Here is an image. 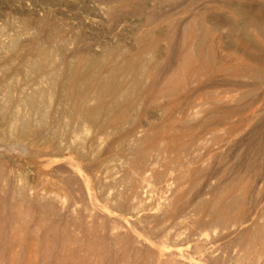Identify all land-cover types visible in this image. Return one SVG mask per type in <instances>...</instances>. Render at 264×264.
<instances>
[{"label": "rangeland", "instance_id": "rangeland-1", "mask_svg": "<svg viewBox=\"0 0 264 264\" xmlns=\"http://www.w3.org/2000/svg\"><path fill=\"white\" fill-rule=\"evenodd\" d=\"M76 1L0 0V35H2L0 36V264H236L234 261L246 253L250 254L247 255L248 260L253 257L258 258L259 255V259L262 261L264 252H261L260 249L259 251L256 248L257 246L254 245V241L256 240L257 242L256 238L258 236L254 234V231L252 233L251 230L253 228L255 230L257 226L264 228V215L261 213L264 202L254 208L252 207L253 209L247 205L246 211H248L246 215L236 221H231L225 228L221 225L220 227L217 226L218 224L215 225L216 222L213 219L214 217H210L211 215L201 214L199 211L197 213L196 209L198 210L201 205L211 209L215 206L214 198L221 192L230 190L231 187L236 188L235 191L240 193V188L243 189L245 186H250L252 189L250 194L252 196L257 194V192H260L262 197L264 196V158L259 157L257 164L259 169L256 171L245 169L244 164L251 161L257 151L264 149V88L261 86V88L254 89V74L250 71L245 73L242 69L243 66H246L245 64L255 67H258V65L247 61L242 52L239 55L236 54L239 53L238 50L228 49L229 52L226 49L229 42V39L226 40L227 26H224L225 24L219 27L215 26L218 18L223 19L224 17V19L229 20L236 18L232 9L237 6L244 9L247 8V10L264 11V0H178L173 5L168 2L169 0H147V7L142 13L134 12L133 8L138 0H132V4L127 10L123 11L124 14H122L121 20L117 24L103 19V15L98 8L116 6V3L120 0ZM150 14L156 17H168L174 23L172 25H174L175 29L171 30L170 27L172 25L169 23L171 21H168L169 24L162 22L155 27L147 26L146 18ZM214 18H216L215 21ZM94 21H97L96 24ZM197 22L199 23L194 25ZM187 23L189 26H187ZM201 24L203 26L198 28L197 26ZM206 26L211 29L208 30ZM204 28L209 32H214L212 28H215L216 31L218 30V33L215 32V36L211 35L212 38L215 37L213 39H217L212 40L210 36L209 39L213 42L210 44L209 41L210 45H208L207 39V43L198 48L195 45L196 38H198L196 36L198 33H200L199 35L203 34ZM150 31L156 34H168L172 31L174 42L180 47L178 55L171 58L167 69L160 73L155 83L148 79V73L145 70L140 71V73L136 72V74L135 72L133 74L127 73L126 75L119 72H122V68L125 67L127 56L133 55L138 50V41L141 36ZM222 32L226 33V39ZM180 33H185L186 37H183L184 34L181 36ZM33 36L35 37L33 38ZM14 43L15 45L18 43L17 49L20 53L25 51L24 53L28 54L33 48H42L50 52V57L47 59L48 64L46 62L45 64L49 65L52 74L49 73L48 67L45 70L48 71L47 76L51 77L52 80H50L54 83L48 84L51 81L45 79L46 75L43 77L47 84L44 83L45 80L42 76L41 78L32 74L28 63L31 59L25 60L26 62L24 60L15 61L13 58L14 53L10 49V46ZM147 44L145 42L144 45L146 46ZM164 44L166 42L161 43V50L165 53L168 46ZM6 49L11 50V52ZM51 51L54 52L52 53ZM125 55L126 57H124ZM227 55L230 59L226 58ZM231 55L232 57L234 56L233 60H231L232 57H229ZM213 58L216 61L214 63L212 62ZM185 62H187V65ZM219 65L222 67V71L215 73L214 77L211 76V66L218 68L220 67ZM230 65L231 69L228 67ZM163 66L165 67L166 63ZM138 73L143 77L139 75L143 79L142 86H137L136 84L135 77L136 75L138 76ZM115 75L120 76L116 80H121V88L123 89L117 95V98L109 99L106 105L101 108L102 110L97 106L96 89H92L88 95L87 101L90 104L87 101L83 102V100L76 102L74 92L80 91L79 93H82L88 85L85 82L86 80L100 77L106 81L110 80L109 77L111 79L114 78ZM87 76L88 79H86ZM139 77L137 78L139 79ZM38 78L39 80H44H40V82L44 83L45 86L40 84ZM210 80L214 81L217 87L199 92L201 96L198 95L199 93L196 94L193 98L195 102L194 110L191 112L193 116L191 113L189 116L195 117L193 119L198 121L208 115L210 111H208L209 106L205 105L206 96L207 93L213 92L217 94V97L211 98V101L216 103L217 112L222 115L230 113L233 116L239 113L238 116L240 118L236 115L231 121V126L235 127L238 125L236 127H239L240 132L238 133L239 130L236 132L237 136L240 137L239 140H237L238 137L235 134L234 137L229 138V142L221 143V149L213 146L214 144L211 142L210 149L205 150V154L203 151L204 156L201 155L200 163L194 167L210 166L211 171H208L207 178L201 176L200 180L186 181L189 183L187 186L186 182L178 183L180 186L178 185L179 188L177 190L175 189L177 187L176 173L170 169H167L168 179L165 177L162 180V186L161 182L160 184L157 182L159 187L155 185L157 183L152 174L145 177L144 179L146 180H141L142 182L144 181V183L140 181L142 185H148L144 187L151 194L149 193V196L148 193L147 195L143 194L146 190L143 187H139L141 185L139 183L140 185L137 186L136 192L132 195V201L134 200L133 197H135L136 201L137 197L140 196L139 194H141L138 191H142L143 201L145 198L146 201L140 207H143V210L148 208L145 211L146 216L148 215L149 217L145 218L143 216L145 212L142 213L141 221H139L140 218L137 221L138 226H136V222L134 223L136 228L131 226L134 227V231L130 235L129 231L128 233L126 232L127 227L123 223L119 222V228V223L117 224L113 219L115 214L113 209L114 195L123 189L117 183L122 174L120 171L123 170L127 159L134 155L133 150L137 149L135 148L136 146L138 147L137 140L144 139L151 132L154 135L146 146L148 148L152 147L150 152L153 151L150 154H152L154 159L157 157L160 164L158 169L160 167L159 170L163 171L164 158L169 160L172 156L171 153L164 152V148L171 144L172 137L176 131L175 128L180 127L179 121H181L172 120L167 122L165 113L161 110L167 104L168 98L160 96L159 100L150 101L148 100L149 97H147L139 101L137 93L140 91L137 89L152 85L155 94L174 89L171 99L172 101H177L186 94H191L190 90L193 91L199 83L202 85L207 84ZM35 83L36 85L39 84L37 89ZM65 84H70V89ZM42 86L43 89L45 88L44 91L46 90V95L40 88ZM39 89L43 95L41 97L40 94L35 96V93H40ZM64 89L68 90L64 91ZM36 90L38 91L36 92ZM250 90H253V93ZM28 94H30V97L33 94L34 97L39 99V103L42 100V104H39L41 105L39 106L40 112L39 109L30 111L26 108L23 102L29 97ZM9 98L12 101L7 104ZM235 98L238 99L235 100ZM217 99L222 102H218ZM128 100H138L136 101L137 107L134 109L135 111H130L127 120L124 122L128 124L125 126L124 123H118L113 128H108L110 127V120L123 113ZM82 102L85 105L82 106ZM257 108L260 110H257ZM253 109L255 110L253 111ZM86 111L91 114V118L88 121L86 120L87 122L84 121V117L82 120L80 119ZM176 116L178 119L183 117L179 113ZM132 119L133 121L138 120L140 124L138 126L141 128H137V133L131 134V136L127 133L132 129L130 125ZM241 120L244 121V124ZM197 121H194V124ZM107 124L109 126H106ZM229 129V125L220 127L219 132L221 133H219V137L222 136L220 141H222V138L224 139L223 142L228 140L226 130ZM253 132L259 133L263 138H259V135L252 136ZM164 133L168 134L166 138L163 136ZM135 135H138V139ZM125 136H130L131 139ZM252 142H254V146L248 148L247 145ZM118 144L121 146L119 147ZM157 146H160L159 149H162L163 152L160 150L159 154H155L156 149L158 150ZM160 153H162V158H160ZM161 159L162 161H160ZM240 163L243 165L241 166ZM224 168L225 171L227 170L226 173L222 172ZM237 178L239 179L237 180ZM163 181L165 182L163 183ZM169 182L172 184H169ZM163 184L165 185L163 186ZM260 184L262 188H258ZM174 185L175 188H172ZM150 186H152L154 191L151 190ZM155 186L157 189H155ZM168 187L171 189L169 190ZM135 194H138V196ZM141 197H138L139 201H141ZM139 201H136V203L140 204L141 202ZM170 203L174 205L179 203L177 210H179L178 214L180 217L176 220L178 222H175V225L172 224V231L179 235L177 237L179 242L174 245V239L164 240L162 245L157 240L153 242L154 245H148L149 243H146L145 236H143L146 231L144 227L147 224H153L162 208L164 209ZM257 211L259 212L257 213ZM200 219L202 221L206 220L204 221L206 225L204 222V224L198 223ZM257 219L258 222L256 223ZM212 220L214 221L212 222ZM139 223H142V225ZM208 223H211V225H207ZM114 224H117L118 227ZM116 227L119 229L117 230ZM246 229H251L247 230V234L251 231L248 236ZM117 231L121 232L118 233ZM124 231L129 235H124ZM139 231L141 234H139ZM118 234L123 238H120ZM249 235L250 238H248ZM124 238H128L127 241ZM252 245L255 246L259 253L255 248L253 249ZM260 260V264H264V260L263 262ZM241 264H251V262L249 260Z\"/></svg>", "mask_w": 264, "mask_h": 264}, {"label": "bare ground", "instance_id": "bare-ground-1", "mask_svg": "<svg viewBox=\"0 0 264 264\" xmlns=\"http://www.w3.org/2000/svg\"><path fill=\"white\" fill-rule=\"evenodd\" d=\"M74 1H76V0H74ZM160 1V0H159ZM165 1V0H164ZM178 0H169L168 2H170L172 5L174 4V3H176ZM230 1V0H229ZM258 1V0H257ZM77 2V1H76ZM118 2V1H117ZM189 2V1H188ZM117 5L116 6H113V5H111V6H104L105 8H102L101 6V8H98V9H100L99 11H100V13L103 15V19H106V20H108V22H111V23H114V24H117L118 23V21L119 20H121L120 19V17L122 16V14H124L123 13V11H125V10H127L128 8H129V6H130V4H132V0H120L118 3H116ZM169 4V3H168ZM147 5V0H138L137 1V3L135 4V6H134V8H133V10H134V12H137V13H142L144 10H145V8L147 7L146 6ZM98 6V5H97ZM159 6V5H158ZM190 6V5H189ZM192 6V5H191ZM188 9V8H187ZM182 10V9H181ZM233 11H234V13H235V15H236V18H234V19H224V17H223V19L222 18H218L217 19V25H215V26H222V24H225L224 26H227V28H228V32H226L225 34L227 35V39H226V36H225V34L223 33V35L225 36V39L226 40H228L229 39V42H228V46H227V50L228 49H230V50H233V49H235V50H238L239 51V53H236V54H241L240 52H242V54H243V56L244 57H246V59H247V61H249V62H252V64H254V63H256L257 65H258V67H255V66H252V65H250V64H245L246 66L244 67L243 66V71L246 73L247 71H250V72H252L253 74H254V79H253V81H254V89L255 88H261V86H262V88H264V11H262V10H247V8L246 9H244V8H242V7H234V9H232ZM189 11V10H188ZM191 11H193V10H191ZM217 11V10H216ZM130 12V11H129ZM211 13H213V12H211ZM232 14V13H231ZM230 14V15H231ZM135 15V14H134ZM166 16V15H165ZM200 17H203V16H200ZM221 17V16H220ZM227 17V16H226ZM168 17H164V16H161V17H156V16H154V15H152V14H150L147 18H146V20H147V26H153V27H155V26H158V25H160L162 22L164 23V22H167L168 23V21H171V20H169V18L167 19ZM233 18V17H232ZM202 19V18H201ZM212 19V18H211ZM215 19L216 18H214V21H215ZM44 20H45V18H44ZM48 20V19H47ZM166 20V21H165ZM196 20V19H195ZM200 20V19H199ZM197 21V20H196ZM95 22V21H94ZM97 22V21H96ZM96 22H95V24H96ZM184 22V21H183ZM191 22V21H190ZM194 22V21H193ZM202 22H204V21H202ZM215 22V23H216ZM169 23H171V25H172V21L171 22H169ZM168 23V24H169ZM199 22H197L196 24L194 23V25H197ZM210 23V22H209ZM94 24V23H93ZM174 24V23H173ZM193 24V23H192ZM187 26H189L188 25V23H187ZM203 26V24H201V25H198L197 27L198 28H201ZM204 26H205V24H204ZM43 27V26H42ZM207 27V26H206ZM218 27H216V28H218ZM171 30H174L175 29V27H174V25H172L171 27ZM197 28V29H198ZM25 29V28H24ZM153 29V28H152ZM207 29L209 30V29H211V28H208L207 27ZM213 29V31L214 32H209L208 30L206 31V28H204L203 29V31H204V33L203 34H201V35H199L200 33H198L197 34V36L196 37H198V38H196V46L199 48V47H202V45H204L205 43H207L206 41H207V39H208V45H210L212 42H211V40L209 39V37L212 35V36H215L214 34H215V32L216 33H218V30L216 31V29L215 28H212ZM218 29H220V28H218ZM186 30V29H185ZM200 30V29H199ZM198 30V31H199ZM202 30V29H201ZM29 31V30H28ZM39 31V30H38ZM202 31V32H203ZM221 31V30H220ZM30 32V31H29ZM187 32H188V29H187ZM18 33V32H17ZM19 33H21V32H19ZM41 33V32H40ZM162 33V32H161ZM186 33V32H185ZM185 33H182V34H184V36L183 37H186V34ZM196 33V32H195ZM194 33V34H195ZM22 34H24L23 32H22ZM31 34V33H30ZM37 34H39V33H37ZM139 34V33H138ZM182 34L180 33V35L182 36ZM4 35V34H3ZM5 35H6V33H5ZM13 35V34H12ZM48 35V34H47ZM188 35V34H187ZM199 35V36H198ZM222 35V36H223ZM0 36H2V35H0ZM193 36V35H192ZM212 36L210 37L212 40H216V39H213V38H215V37H213L212 38ZM221 36V35H220ZM219 36V37H220ZM223 36V37H224ZM5 37V36H4ZM28 37H30V36H28ZM35 36H33V38H34ZM180 37V36H179ZM183 37H181V38H183ZM56 38V37H55ZM59 38V37H58ZM57 38V39H58ZM3 39V38H2ZM26 39H27V37H26ZM51 39H54V38H51ZM177 39H179V38H177ZM195 39V38H194ZM223 39V38H222ZM12 40V39H11ZM15 40V39H14ZM18 40V39H17ZM55 40V39H54ZM60 40V39H59ZM176 40V39H175ZM180 40V39H179ZM185 40H186V38H185ZM50 41V40H49ZM177 41V40H176ZM188 41V40H187ZM194 41V40H193ZM209 41H210V44H209ZM16 42V41H15ZM38 42H39V40H38ZM139 42V48H138V50L136 51V53H134L133 55L131 54L130 56H127V62H126V65H125V67H123L122 68V72L121 71H119L120 73H123V75H126L127 73L128 74H130V73H134L135 72V74H136V72H139L140 73V71H143V70H145V71H147V76H148V79L149 80H152V82L153 83H155V81H156V79H158V77H159V75H160V73L162 72V71H164L165 69H167V65L169 64V62H170V60H171V58H174L176 55H178V53H179V50H180V47H179V45L176 43V42H174V39H173V32L171 31L170 33H168V34H160V33H158V34H156V33H154V32H147V33H145V34H143L142 36H141V38H140V40L138 41ZM145 42H147L148 44L145 46L144 44H145ZM162 42H166V44H167V50H166V52L164 53L162 50H161V43ZM214 42H216V41H214ZM2 43V42H1ZM12 43V42H11ZM57 43V42H56ZM194 43V42H193ZM219 43H220V41H219ZM17 44L18 43H16V45H15V43L14 44H12L10 47H8V48H10L11 50H12V52L14 53V56H13V58H14V60L16 61V60H30L28 63L30 64V69H31V72H32V74H34V75H36V76H44V75H46L47 76V74H48V71H46L45 69H47V67H48V69L50 68L49 67V65H47L48 64V61H47V59H48V57H50L49 55H50V52H48V51H46V50H43L42 48H33V49H31L30 50V52H28V54L26 53H20L19 52V50L17 49ZM45 44V43H44ZM53 44V43H52ZM166 44H164V45H166ZM181 44H182V41H181ZM191 44H192V42H191ZM183 45V44H182ZM193 46H195L194 44H192ZM213 45V44H212ZM217 45V44H216ZM3 46V45H2ZM20 46V45H19ZM31 46V45H30ZM38 46V45H37ZM46 46V45H45ZM44 46V47H45ZM53 46V45H52ZM192 46V47H193ZM225 46H226V44H225ZM26 47V46H25ZM36 47V46H35ZM43 47V46H42ZM183 47V46H182ZM216 47V46H215ZM21 48H23L22 46H21ZM28 48V47H27ZM52 48H54V47H52ZM58 48V47H57ZM193 48H195V47H193ZM197 49V48H196ZM195 49V50H196ZM213 49V48H212ZM5 50V49H4ZM7 50V49H6ZM11 50H7V51H10L11 52ZM54 50V49H53ZM1 51H3V50H1ZM22 51V50H21ZM115 51V50H114ZM215 51V50H214ZM229 51V50H228ZM234 51V50H233ZM52 52V51H51ZM54 52V51H53ZM52 52V53H53ZM230 52V51H229ZM8 53V52H7ZM51 53V54H52ZM114 53V52H113ZM112 53V54H113ZM215 53V52H214ZM233 53V52H232ZM3 54V53H2ZM1 54V55H2ZM55 54V53H54ZM194 54V53H193ZM227 54V53H226ZM4 55V54H3ZM198 55H199V53H198ZM229 55H230V53H229ZM112 56V55H111ZM193 56V55H192ZM213 56V55H212ZM4 57V56H3ZM124 57H126V55L124 56ZM211 57V56H210ZM225 57V56H224ZM229 57H232V55L231 56H229ZM234 57V56H233ZM233 57L231 58V60H233ZM12 58V57H11ZM196 58V57H195ZM227 59H230V58H228V55H227V57H226ZM225 58V59H226ZM246 59H244V60H246ZM12 61H13V59H11ZM159 60H161V61H159ZM198 60V59H197ZM235 60V59H234ZM10 61V60H9ZM25 61V62H26ZM61 61V60H60ZM182 61V60H181ZM190 61V60H189ZM11 62V61H10ZM45 62L47 63V64H45ZM171 62H173V61H171ZM212 62L214 63V62H216L215 61V58H213L212 59ZM231 62V61H230ZM55 63V62H54ZM164 63H166V66L164 67L163 66V64ZM187 62H185V64H186ZM225 63V62H224ZM15 64V63H14ZM50 64H51V62H50ZM144 64H145V66H144ZM182 64V63H181ZM217 64V63H216ZM28 65V64H27ZM52 65V64H51ZM55 65V64H54ZM187 65V64H186ZM203 65V64H202ZM221 65V64H220ZM219 65V66H220ZM233 65V64H232ZM241 65H243V63H241ZM248 65V66H247ZM255 65V64H254ZM121 66V65H120ZM213 66H214V64H213ZM213 66H211L212 67V70H211V72H210V75L211 76H213L214 77V74L215 73H217L218 71H222V67L220 66V67H213ZM4 67V66H3ZM2 67V68H3ZM26 67V66H25ZM119 67V66H118ZM179 67V66H178ZM228 67H230V69H231V65L230 66H228ZM55 68V67H54ZM53 68V69H54ZM203 68V67H202ZM4 69V68H3ZM29 69V68H28ZM209 69H211V68H209ZM236 69V68H235ZM50 70V74H52L51 73V69H49ZM59 70V69H58ZM223 70H224V67H223ZM46 71V72H45ZM59 71H61V70H59ZM203 71H205L204 69H203ZM28 72H30V71H28ZM52 72H53V70H52ZM55 72V71H54ZM93 72V71H92ZM118 72V73H119ZM226 72H227V70H226ZM243 72V73H244ZM58 73V72H57ZM138 73V76L136 75V84H137V86L139 85V86H142V75H140ZM142 73V72H141ZM224 73H225V71H224ZM49 74V75H50ZM59 74V73H58ZM77 74V73H76ZM94 74V73H93ZM93 74H92V76H93ZM178 74V73H177ZM199 74V73H198ZM82 75V74H81ZM117 75V74H116ZM115 75V76H116ZM139 75L142 77H139ZM208 75V74H207ZM35 76V77H36ZM45 76V79H48L49 81H51L52 79H51V77L49 78L48 76L46 77ZM53 76V75H52ZM94 76H95V74H94ZM115 76H114V78H112L111 79V77H109L110 78V80L108 81V80H102L100 77H98V78H92L91 80L89 79V80H86L85 81V79H84V81L85 82H87L88 83V85H87V88L86 89H84L83 90V92L82 93H79V92H74V98H75V100H76V102H79V101H82L83 100V102L85 101H87V99H88V95H89V93L92 91V89H96V93H97V101H98V108L99 109H101L103 106H105L106 105V103H107V101L109 100V99H112V98H117V95L122 91V89L123 88H121L122 87V83H120L121 82V80L120 81H117L116 79H118L117 77H120L119 75L118 76H116V78H115ZM243 76H245V75H243ZM41 77V78H42ZM54 77H55V75H54ZM96 77V76H95ZM122 77V76H121ZM129 77V76H128ZM133 77V78H134ZM137 77H139V79L137 78ZM172 77H173V75H172ZM179 77V76H178ZM134 78V79H135ZM171 78V77H170ZM180 78V77H179ZM243 79H244V77H242ZM36 79V78H35ZM43 79H44V77H43ZM43 79H40V80H42V81H44ZM51 79V80H50ZM86 79H88V76H87V78ZM120 79V78H119ZM240 79V78H239ZM40 80H39V78H38V81L40 82ZM68 80V79H67ZM70 80V79H69ZM169 80V79H168ZM37 81V82H38ZM53 81H54V79H53ZM56 81H58V80H56ZM135 81V80H134ZM182 81V80H181ZM36 82V83H37ZM38 82V83H39ZM67 82H69V81H67ZM146 82V81H145ZM168 82V81H167ZM31 83V82H30ZM36 83H35V85H36ZM44 83H46L47 84V81L45 80V82ZM43 83V84H44ZM50 83H54V82H49L48 84H50ZM63 83H65V82H63ZM70 83V82H69ZM40 84L41 85H43L42 84V82H40ZM70 84H72V83H70ZM69 84V85H70ZM183 84V83H182ZM39 84H37L35 87H36V89H37V86H38ZM52 85V84H51ZM50 85V86H51ZM54 85V84H53ZM69 85H67V84H65V86H69ZM76 85V84H75ZM81 85V84H80ZM192 85V84H191ZM44 86H45V84H44ZM55 86V85H54ZM71 86V85H70ZM70 86L68 87L69 89H70ZM73 86V85H72ZM78 86V85H77ZM124 86V85H123ZM134 86V85H133ZM250 86V85H249ZM48 87V86H47ZM46 87V88H47ZM66 87V88H67ZM185 87V86H184ZM217 86H216V83L214 82V81H211L210 80V82L209 83H207V84H200L199 83V85L197 86V87H195V89L193 90V91H191L190 90V92H191V94L190 93H188V94H186L184 97H182V99H179V100H177V101H172V96H173V93H174V89L173 90H169V91H166V92H164V93H161V92H159V93H156L155 94V91L153 90V87H152V85L150 86V87H145V88H142V89H137V90H139L140 92H136L137 94H138V100L140 101L142 98L144 99V98H147V97H149L148 98V100H150V101H157V99L159 100V98H160V96H165L166 98H168V102H167V104L166 105H164L163 106V109L161 110V111H163L164 113H165V117H166V120H167V122H169V121H172V120H181V121H179V124H180V127L178 126V127H176L175 128V133H174V135H173V137H172V141H171V144L168 146V147H165L164 148V152L165 151H167V152H169V153H171V158L168 160V158H164V163H163V166H164V170L163 171H160L159 169H160V167H159V169H158V166H160V164H159V162H158V160H157V157H156V159H154L153 157H152V154H150L151 152H150V149L152 148H148L147 146H146V144H148V143H150V139H151V137L154 135V133L153 132H151V133H148L147 134V136H145V138L144 139H141V140H139L138 139V135L140 134H138V135H135V137L137 136V142L136 143H138V147L136 146L135 148H137L136 150H133V152H134V155L131 157V158H128L127 159V161L125 162V165L123 166V170L122 171H120L121 173V177H120V179H118L119 181H117V183H118V186H120V187H122L121 189L122 190H119L117 193H115V195H114V206H113V209L115 210L114 212H115V214L113 215V219H114V221H116L117 222V224L120 222V223H123L126 227H127V230H126V232L128 233V231H129V233H130V235L133 233V229H134V227H135V225H134V223L136 222V226H138L137 225V221H138V219L141 217V215H142V213H144L145 212V215H143L145 218L148 216H146V211L145 210H147V209H145V210H143L141 207H140V205H142V203H144L146 200V198L144 199V201H143V194H146L147 195V193H148V196H149V193L150 192H147V188H145V187H147L148 185H142L141 183H140V181L141 180H146V179H144L145 177H148V175L149 176H151V174L154 176V179H155V181H156V183L157 182H159V184H160V182H161V186H162V180H164V178L166 177V179H168L167 178V175H168V172H167V169H170V170H172V172H174V173H176V181H177V187L175 188V185H174V187H172V188H175L176 190H177V188H179V184L178 183H180V184H182V183H184V182H193V181H195V180H197V179H201V176H203V177H206V176H208L207 174H208V171H211V168H210V166H200L199 168L197 167H194V166H196L197 164H199L200 163V158H201V155H203V151H204V154H205V150L207 151V150H209L210 148V145H212L211 144V142L214 144L213 146H216L218 149H221L222 148V146H221V143H227V142H229V138H232V137H234L235 136V134H236V132L239 130V127H236V126H238V125H236L235 127H233V126H231L232 125V119L234 118V117H236V115L238 116V114H236L235 116H233L232 114H230V113H228V114H220L219 112H217V106H216V103L215 102H213V101H211V98H215V97H217V94H215V93H207V96H206V102H205V105H207V106H209V110L208 111H210V113L208 114V115H206V116H204L201 120H198L197 121V119H193V118H195V117H191V116H189L190 115V113L191 112H193V106H194V104H195V102H194V100H193V98L196 96V94H198L199 92H202L203 90H208V89H214V88H216ZM42 90H43V92H44V94L46 95V90L44 91V89H43V86L42 87H40ZM64 88V87H63ZM74 88V87H73ZM72 88V89H73ZM79 88V87H78ZM31 89V88H30ZM29 89V90H30ZM33 89V88H32ZM35 89V88H34ZM49 89H50V87H49ZM61 89V88H60ZM75 89H76V87H75ZM80 89V88H79ZM81 89H82V87H81ZM126 89V88H125ZM172 89V88H171ZM182 89V88H181ZM245 89V88H244ZM40 90V89H39ZM65 90H68V89H64V91ZM185 90V89H184ZM32 91H34V90H32ZM38 90H36V92H37ZM72 91V90H71ZM70 91V92H71ZM210 91H213V90H210ZM251 91V90H250ZM253 91V90H252ZM251 91V92H252ZM95 92V91H94ZM176 92V91H175ZM182 92V91H181ZM246 92V91H245ZM34 93H35V91H34ZM65 93V92H64ZM78 93V94H77ZM95 93V94H96ZM248 93V92H247ZM250 93V92H249ZM253 93V92H252ZM36 94V95H35ZM34 95L35 96H38L39 94H40V97H41V95H42V93H41V90H40V93L38 92V93H35ZM132 94V93H131ZM134 94V93H133ZM155 94V95H154ZM159 94V95H158ZM44 95V96H45ZM198 95H200L201 96V94L199 93ZM197 95V96H198ZM222 95V94H221ZM27 96V95H26ZM28 96L29 97H27L26 99H25V101L23 102L24 103V105L26 106V108H28L30 111L32 110V111H36V110H38L39 109V112H40V108H39V106H41V105H39L40 103L42 104V100H40V103H39V99H37L36 97H34L33 96V94L31 95V97H30V94H28ZM43 96V95H42ZM120 96H121V94H120ZM244 96V95H243ZM255 96V95H254ZM39 97V98H40ZM175 97V96H174ZM205 97V96H204ZM11 98V97H10ZM8 99L9 100V102H7V104L8 103H10L12 100L11 99ZM72 98V97H71ZM120 98V97H119ZM240 98H242V99H245L244 97H240ZM248 98V97H247ZM44 99V98H43ZM238 99V98H237ZM236 98H235V100H237ZM241 99V100H242ZM71 100V99H70ZM74 100V101H75ZM90 100V99H89ZM138 100H133V101H131V100H128V102H127V104L125 105V107H124V110H123V113L120 115V116H117V117H115L114 119H111L110 120V122H109V125H110V127H108V128H113L114 126H116L118 123H124L126 120H127V117H128V113L130 112V111H132V110H134L136 107H137V102L136 101H138ZM240 100V99H239ZM264 100V99H263ZM115 101V100H114ZM217 101H218V99H217ZM221 101V100H220ZM220 101H218V102H220ZM227 101V100H226ZM82 102V103H83ZM88 102V101H87ZM159 102V101H158ZM162 102V101H161ZM222 102V101H221ZM236 102V101H235ZM239 102V101H238ZM89 103V102H88ZM78 104H80V103H78ZM90 104V103H89ZM242 104V103H241ZM76 105V104H75ZM83 105H85L84 103L82 104V106ZM87 106H88V104H86ZM142 105V104H141ZM153 105V104H152ZM236 105V104H235ZM90 106V105H89ZM251 106V105H250ZM252 107V106H251ZM83 108V107H82ZM197 108V107H196ZM256 108V107H255ZM138 109V108H137ZM221 109V108H220ZM250 109V108H249ZM43 110V109H42ZM84 110H86V109H84ZM102 110V109H101ZM106 110V109H105ZM104 110V111H105ZM114 110V109H113ZM255 109H253V111H254ZM257 110H260V109H258L257 108ZM256 110V111H257ZM44 111V110H43ZM83 111V110H82ZM135 111V110H134ZM156 111V110H155ZM32 113V112H31ZM70 113V112H69ZM72 113V112H71ZM74 113V112H73ZM83 113V112H82ZM81 113V114H82ZM121 113V112H120ZM133 113V112H132ZM153 113V112H152ZM180 114V116H183L182 117V119H178V118H176L177 116H176V114ZM194 113H195V111H194ZM254 114H255V112H253ZM261 113V112H260ZM133 114H135V113H133ZM195 114H197V113H195ZM249 114V113H248ZM109 115H111V114H109ZM158 115H159V113H158ZM191 115L193 116V114L191 113ZM73 116V115H72ZM179 116V115H178ZM197 116V115H196ZM44 117V116H43ZM84 117V121H88V119H90L91 118V114H90V112L89 111H86V112H84V115L83 116H81L80 117V119L82 120V118ZM239 118H240V116H238ZM249 117V116H248ZM45 118V117H44ZM43 118V119H44ZM181 118V117H180ZM197 118H199L198 116H197ZM201 118V117H200ZM43 119H42V121H43ZM158 119V118H157ZM245 119V118H244ZM106 120V119H105ZM130 120V119H129ZM128 120V121H129ZM243 120V119H242ZM241 120V121H242ZM248 120V119H247ZM246 120V121H247ZM258 120V119H257ZM84 121H81V122H84ZM86 121V122H87ZM127 121V122H128ZM132 122L130 123V125L132 126V129H131V131H129V133H127L128 135H131V134H136L137 132H136V130H137V128L138 129H140L141 127L140 126H138V125H140L139 124V121L138 120H134L133 121V119L131 120ZM144 121V120H143ZM194 121H197L195 124H194ZM254 121V120H253ZM234 122V121H233ZM243 122V124H244V121H242ZM263 122V121H262ZM264 123V122H263ZM125 124V123H124ZM128 124V123H127ZM127 124H125V126L127 125ZM177 124V123H176ZM234 124H235V122H234ZM233 124V125H234ZM256 124V123H255ZM77 125H78V123H77ZM82 125V124H81ZM108 124L106 125V126H109ZM181 125H182V127H181ZM224 125L227 127V125H229V130H226V132H227V139L228 140H225L226 142H223L224 141V139L222 138V141H220V138L222 137H219L220 135H219V133H221V132H219V129H220V127L222 128V127H224ZM242 125V124H241ZM80 126V125H79ZM121 126V125H120ZM77 127V126H76ZM250 127V126H249ZM80 129V128H79ZM130 129H128V130H130ZM165 129V128H164ZM114 130H116V129H114ZM242 130V129H241ZM68 131V130H67ZM138 131V130H137ZM223 131V130H222ZM73 132V131H72ZM144 132V131H143ZM172 132V131H171ZM170 132V133H171ZM240 132V130L238 131V133ZM257 132V131H256ZM256 132H253L252 133V136H257V135H259V133L257 134ZM76 133H77V131H76ZM120 133V132H119ZM264 133V132H263ZM225 134V133H224ZM244 134V133H243ZM262 134V133H261ZM168 135V134H167ZM167 135H166V133H164L163 134V136L166 138L167 137ZM225 135V136H226ZM132 136V135H131ZM236 136H237V134H236ZM241 136V135H240ZM125 137H127V136H125ZM129 137V139H131V137L130 136H128ZM127 137V138H128ZM134 137V136H133ZM238 137V136H237ZM246 137V136H245ZM263 138L262 136H260L259 135V138ZM67 138V137H66ZM126 138V139H127ZM239 138L240 137H238V139L237 140H239ZM249 138V137H248ZM98 139V138H97ZM179 140V141H173V140ZM96 140V139H95ZM136 140V139H135ZM167 140V139H166ZM236 140V139H235ZM130 141V140H129ZM132 141V140H131ZM250 141V140H249ZM64 142V141H63ZM70 142V141H69ZM134 142V141H133ZM168 142V141H167ZM170 142V141H169ZM178 142V143H177ZM248 142V141H247ZM128 143V142H127ZM160 143V142H159ZM231 143V142H230ZM232 143H233V141H232ZM253 143L254 142H252V143H249L247 146H248V148H251V147H253L254 145H253ZM165 144V143H164ZM169 144V143H168ZM234 144V143H233ZM71 145V144H70ZM69 145V146H70ZM81 146H82V144H80ZM119 145V144H118ZM117 145V146H118ZM161 145V144H160ZM222 145H224V144H222ZM72 146V145H71ZM121 145H119V147H120ZM128 146V145H127ZM130 146V145H129ZM134 146V145H133ZM149 146V145H148ZM227 146V145H226ZM80 147V146H79ZM158 147V150L156 149V152H155V154L156 153H158L159 154V152H161L162 151V149H159L160 148V146H157ZM229 147V146H228ZM227 147V148H228ZM231 147H232V145H231ZM242 148H243V146H241ZM67 148H70V147H67ZM134 148V147H133ZM161 148H163V147H161ZM77 149H78V147H77ZM111 149V148H110ZM109 149V150H110ZM212 149V148H211ZM215 149V148H214ZM226 149V148H225ZM112 150V149H111ZM119 150V149H118ZM161 150V151H160ZM213 150V149H212ZM242 150V149H241ZM65 151H66V149H65ZM114 151V150H113ZM158 151V152H157ZM217 151V150H216ZM125 152V151H124ZM127 152V151H126ZM163 152V151H162ZM208 152H210V151H208ZM237 152V151H236ZM243 152V151H242ZM216 153V152H215ZM246 153V152H245ZM255 153H256V151H255ZM73 154V153H72ZM166 154V153H165ZM165 154H163L164 156H165ZM228 154V153H227ZM160 158H162L163 156H162V153H160ZM222 155V154H221ZM112 156V155H111ZM156 156H158V155H156ZM204 156V155H203ZM202 156V157H203ZM215 156V155H214ZM155 157V156H154ZM234 157V156H233ZM237 157V156H236ZM243 157V156H242ZM250 157V156H249ZM259 157H262V158H264V149L262 148V149H260L259 151H257V153L255 154V157L253 158V159H251V161H249V162H246V163H244L245 164V169H247V170H253V171H256V170H258L259 168H258V166H257V164H258V160L260 159ZM66 158V157H65ZM117 158V157H116ZM158 158H159V156H158ZM159 158V159H160ZM217 158V157H216ZM219 158V157H218ZM217 158V159H218ZM113 159V158H112ZM220 159V158H219ZM250 159V158H249ZM119 160V159H118ZM208 160V159H207ZM224 160V159H223ZM232 160V159H231ZM116 161V160H115ZM114 161V162H115ZM160 161H162V159L160 160ZM213 161V160H212ZM113 162V161H112ZM239 162V161H238ZM122 163V162H121ZM161 163V162H160ZM209 163V162H208ZM214 163V162H213ZM233 163H234V161H233ZM243 163V162H242ZM242 163H240L241 164V166L243 165ZM239 164V163H238ZM205 165V164H204ZM224 165V164H223ZM260 165V164H259ZM237 166V165H236ZM237 168V167H236ZM115 171V170H114ZM217 171V170H216ZM227 171V170H226ZM226 171H225V168H224V170L222 171L223 173H226ZM221 172V173H222ZM242 172V171H241ZM173 174V173H172ZM147 175V176H146ZM174 175V174H173ZM263 176V175H262ZM210 177V176H209ZM152 178V177H151ZM207 178V177H206ZM199 179V180H200ZM213 179V178H212ZM239 178H237V180H238ZM248 179V178H247ZM174 180V179H173ZM172 180V181H173ZM198 180V181H199ZM153 181V180H152ZM171 181V182H172ZM202 181H203V179H202ZM262 181V180H261ZM261 181H260V183H261ZM78 182V181H77ZM142 182V181H141ZM165 181H163V183H164ZM166 182H167V180H166ZM171 182H169V184L171 183ZM186 182V183H187ZM201 182V181H200ZM263 182V181H262ZM141 185H140V184ZM142 183H144V181L142 182ZM148 183V182H147ZM173 184H174V182H172ZM171 183V184H172ZM185 183V184H186ZM202 183V182H201ZM210 183V182H209ZM259 183V182H258ZM158 183L157 184H155L156 186H158L159 185ZM194 184V183H193ZM262 184V183H261ZM260 184V186L258 187V188H262L261 186L263 185H261ZM117 185V184H116ZM140 185V186H139ZM165 184H163V186H164ZM179 185V186H178ZM187 185H189V183H187L186 184V186ZM201 185V184H200ZM203 185H204V183H203ZM81 186V185H80ZM137 186H139V187H143V188H145V192H143V194H142V191H140L139 189H137V190H139L138 192L140 193L141 192V194H139L140 196H138V194H135V195H137L138 197H141L142 199H141V201H139V199H138V197H137V199H136V201H139V202H141L140 204H138V203H136V201H135V197H133V201H132V195L134 194V192H136L135 190H136V188H137ZM145 186V187H144ZM152 186H153V184H152ZM152 186H150L151 187V190L152 191H154L153 189H152ZM156 186H155V189H157L156 188ZM160 186V187H161ZM169 186V185H168ZM172 186V185H171ZM192 186H194V185H192ZM233 186V185H232ZM107 187V186H106ZM159 187V186H158ZM185 187V186H184ZM195 187H196V185H195ZM242 187V186H241ZM108 188H110L109 186H108ZM154 188V187H153ZM162 188H165V187H162ZM169 188V187H168ZM198 188V187H197ZM225 188V187H224ZM257 188V187H256ZM255 188V189H256ZM77 189V188H76ZM112 189V188H111ZM119 189V188H118ZM171 188H169V190H170ZM181 190H182V186H181ZM185 190V189H184ZM192 190V189H191ZM223 190V189H222ZM236 190V188L234 189V187H231V189L230 190H227V191H223V192H221L220 194H218L217 196H216V198H214V201H215V206H213L211 209H207V207L205 206V205H201V206H199L198 207V210L196 209V212L197 211H199V212H201V214L203 213V214H205V215H211L210 217H214L213 219L215 220V222H216V224L215 225H217V226H219L220 227V225L222 226V227H226L231 221H236L237 219H239L240 217H242L243 215H246V213H247V211H246V207H247V205H249V207L250 208H254L255 206H258L261 202H264V196L262 197L261 196V193L260 192H257V194H254L253 196H252V194H250V190H252L251 188H250V186L249 187H247V186H245V188H240V193H238V192H236L235 191ZM238 190V189H237ZM261 190V189H260ZM194 191V190H193ZM137 192V193H138ZM158 192V191H157ZM191 192V191H190ZM171 193V192H170ZM173 193H174V191H173ZM151 194V193H150ZM193 194V193H192ZM134 195V196H135ZM158 195V194H157ZM179 195V194H178ZM78 196V195H77ZM151 197V196H150ZM214 197V196H213ZM168 198V197H167ZM30 199V198H29ZM28 199V200H29ZM86 199V198H85ZM210 199V198H209ZM39 200V199H38ZM158 200V199H157ZM179 200H180V198H179ZM199 200V199H198ZM35 201H37V200H35ZM53 201V200H52ZM113 201V200H112ZM111 201V202H112ZM41 202V201H40ZM151 202V201H150ZM202 202V201H201ZM51 203V202H50ZM146 204V203H145ZM148 204V203H147ZM251 204V205H250ZM184 205V204H183ZM21 206V205H20ZM45 206V205H44ZM50 206V205H49ZM86 206V205H85ZM143 206V205H142ZM150 206V205H149ZM179 206V203L177 204V205H174V204H168V205H166L165 207H164V209L162 208V210H161V212L158 214V216L156 217V219H155V221L153 222V224H147L145 227H144V229L146 230L144 233V235L143 236H145V241H146V243L148 244V245H154L153 244V242L154 241H157V240H159V243H161L162 245H163V241L164 240H166V241H168V240H171V239H174V245H175V243L177 242H179V240H177V237H179V235L178 234H175L172 230H173V227H172V224H174L175 225V222H178V221H176V220H178L179 218L178 217H180V215L178 214V211L179 210H177V207ZM38 207H40V206H38ZM196 207V206H195ZM263 207V209H261L262 210V212L261 213H263V215H264V206H262ZM261 206H260V208H262ZM86 208V207H85ZM252 208V209H253ZM51 209V208H50ZM50 209H49V211H50ZM184 209V208H183ZM183 209H181V210H183ZM44 210V209H43ZM194 210V209H193ZM250 210V209H249ZM257 210V209H256ZM260 210V209H259ZM83 211V210H82ZM93 211V210H92ZM12 212V211H11ZM39 212V211H38ZM155 212V211H154ZM183 212V211H182ZM185 212H186V210H185ZM199 212H197V213H199ZM259 211H257V213H258ZM44 213V212H43ZM71 213V212H70ZM49 214V213H48ZM83 214V213H82ZM97 214H98V212H97ZM149 214V213H148ZM78 215V214H77ZM151 215V214H150ZM179 215V216H178ZM257 215V214H256ZM260 215V214H259ZM262 215V216H263ZM20 216V215H19ZM49 216V215H48ZM54 216V215H53ZM97 216V215H96ZM203 216V215H202ZM149 217V216H148ZM70 218V217H69ZM90 218V217H89ZM144 218V219H145ZM152 218V217H151ZM255 218V217H254ZM92 219V218H91ZM109 219V218H108ZM143 219V220H144ZM150 219V218H149ZM153 219V218H152ZM60 220V219H59ZM73 220V219H72ZM75 220V219H74ZM84 220V219H83ZM103 220V219H102ZM209 220H211V219H209ZM208 220V221H209ZM214 220H212V222L214 221ZM252 220V219H251ZM256 220V219H255ZM45 221H46V219H45ZM111 221V220H110ZM113 221V222H114ZM139 221H141V218H140V220ZM204 221H206V220H201L200 219V221H198V223H200V224H204L205 222ZM254 221V220H253ZM260 221H262V220H260ZM44 222V221H43ZM75 222V221H74ZM78 222V221H77ZM146 222V221H145ZM188 223H189V221H187ZM204 222V223H203ZM256 223L258 222V219H257V221H255ZM82 223V222H81ZM115 223V222H114ZM120 223H119V228H120ZM148 223V222H147ZM246 223V222H245ZM264 223V222H263ZM262 222H261V224H263ZM117 224H114V225H116L117 227H118V225ZM131 224H133V225H131ZM139 224H141L142 225V223H139ZM211 225V223H208L207 225ZM260 224V223H259ZM260 224V225H261ZM77 225V224H76ZM104 225V224H103ZM144 225V224H143ZM173 225V226H174ZM205 225H206V223H205ZM235 225V224H234ZM255 225H257V224H255ZM39 226V225H38ZM113 226V225H112ZM131 226H134V227H131ZM140 226V225H139ZM244 226V225H243ZM245 226H246V224H245ZM249 226V225H248ZM90 227H91V225H90ZM89 227V228H90ZM93 227V226H92ZM99 227V226H98ZM114 227V226H113ZM117 227H116V229H117ZM247 227V226H246ZM254 227V226H253ZM39 228H40V226H39ZM78 228V227H77ZM81 228V227H80ZM112 228V227H111ZM118 228V229H119ZM136 228V227H135ZM175 228V227H174ZM75 229V228H74ZM115 229V228H114ZM117 229V230H118ZM122 229H123V227H122ZM126 229V228H125ZM129 229V230H128ZM143 229V228H142ZM254 229V228H253ZM251 230V229H246V234H247V230H251L252 231V233H254V234H256V236H258L256 239H257V242H256V240L254 241V240H251V241H254L255 243H254V245H256L257 247V249L259 250H261V252L263 251L264 252V228L263 227H261V226H257L256 228H255V230ZM139 230V229H138ZM231 230V229H230ZM233 230V229H232ZM110 231V230H109ZM116 231V230H115ZM241 231V230H240ZM250 231V232H251ZM254 231V232H253ZM118 232V231H117ZM116 232V233H117ZM121 232V231H120ZM120 232H118V233H120ZM125 231L123 232V234L124 235H126L127 233H126ZM136 232L138 233V231L136 230ZM177 232V231H176ZM203 232V231H202ZM250 232L248 233V234H250ZM87 233V232H86ZM122 234V233H121ZM139 234H141L140 233V231H139ZM222 234V233H221ZM248 234H247V236H248ZM115 235V234H114ZM119 236H120V238H123L120 234H118ZM127 235H129V234H127ZM244 235H245V231H244ZM142 236V235H141ZM221 236V235H220ZM246 236V235H245ZM255 236V237H256ZM5 237V236H4ZM117 237V236H116ZM133 237V236H132ZM255 237H254V239H255ZM38 238V237H37ZM91 238V237H90ZM248 238H250V235H249V237ZM259 238V239H258ZM116 239H119V238H116ZM124 239H126V241H127V239L128 238H124ZM141 239H143V238H141ZM140 239V240H141ZM180 239V238H179ZM85 240H87V239H85ZM90 240V239H89ZM121 241H122V239H120ZM120 240H119V242H120ZM241 240V239H240ZM118 241V240H117ZM135 241V240H134ZM138 241V240H137ZM202 241V240H201ZM259 241V242H258ZM78 242V241H77ZM89 242V241H88ZM133 242V241H132ZM136 242V241H135ZM226 242V241H225ZM75 243V242H74ZM107 243V242H106ZM110 243V242H109ZM122 243V242H121ZM138 243V242H137ZM145 243V242H144ZM157 243V242H156ZM168 243V242H167ZM118 244H120V243H118ZM125 244H126V242H125ZM181 244V243H180ZM188 244V243H187ZM112 245V244H111ZM113 245H114V243H113ZM136 245V244H135ZM182 245V244H181ZM181 245H179V246H181ZM184 245V244H183ZM239 245V244H238ZM170 246V245H169ZM178 246V247H179ZM193 246V245H192ZM203 246V245H202ZM207 246V245H206ZM225 246V245H224ZM246 246V245H245ZM250 246V245H249ZM259 246V247H258ZM118 247V246H117ZM121 247H123V246H121ZM162 247V246H161ZM164 247V246H163ZM200 247V246H199ZM252 247H253V249L255 248V246H253L252 245ZM124 248H128V247H124ZM132 248V247H131ZM251 248V247H250ZM255 248V250L257 251V249ZM147 249V248H146ZM183 249V248H182ZM199 249V248H198ZM202 249H204V248H202ZM88 250V249H87ZM114 250V249H113ZM158 250V249H157ZM187 250V249H186ZM259 250V251H260ZM110 251V250H109ZM123 251V250H122ZM159 251H160V249H159ZM246 251V250H245ZM250 251V250H249ZM251 251H252V249H251ZM115 252V251H114ZM201 252V251H200ZM258 252V251H257ZM141 253V252H140ZM229 253V252H228ZM259 253V252H258ZM173 254V253H172ZM201 254V253H200ZM233 254V253H232ZM97 255V254H96ZM155 255V254H154ZM161 255V254H160ZM184 255V254H183ZM206 255V254H205ZM240 255V254H239ZM247 255H250L249 253H246L245 255H243L242 257L240 256L239 258H237L234 262L236 263V264H241V263H246V261H249L250 260V262H251V264H260V262H259V255H258V258H255V257H253V258H251V259H249L248 260V258H247ZM252 255V254H251ZM260 255H262V254H260ZM33 256V255H32ZM148 256V255H147ZM254 256V255H253ZM127 257V256H126ZM170 257V256H169ZM153 258V257H152ZM175 258V257H174ZM202 259V258H201ZM213 259V258H212ZM117 260V259H116ZM115 260V261H116ZM264 260V259H263ZM263 260L261 261V262H263ZM118 261V260H117ZM203 262V261H202ZM10 263V262H9ZM115 263V262H114ZM227 263V262H226ZM249 263V262H248ZM263 264V263H262Z\"/></svg>", "mask_w": 264, "mask_h": 264}]
</instances>
